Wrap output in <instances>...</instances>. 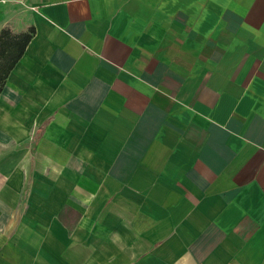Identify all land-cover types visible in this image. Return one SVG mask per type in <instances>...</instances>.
I'll use <instances>...</instances> for the list:
<instances>
[{
    "label": "crops",
    "instance_id": "obj_1",
    "mask_svg": "<svg viewBox=\"0 0 264 264\" xmlns=\"http://www.w3.org/2000/svg\"><path fill=\"white\" fill-rule=\"evenodd\" d=\"M34 34L0 90V264H264V0H0Z\"/></svg>",
    "mask_w": 264,
    "mask_h": 264
},
{
    "label": "trees",
    "instance_id": "obj_2",
    "mask_svg": "<svg viewBox=\"0 0 264 264\" xmlns=\"http://www.w3.org/2000/svg\"><path fill=\"white\" fill-rule=\"evenodd\" d=\"M33 34V28L17 33L12 32L9 28L0 30V90Z\"/></svg>",
    "mask_w": 264,
    "mask_h": 264
}]
</instances>
